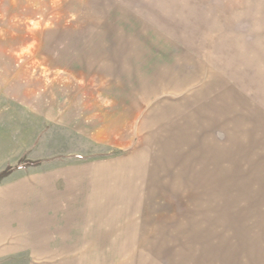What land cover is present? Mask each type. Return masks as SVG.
<instances>
[{"label": "rangeland", "instance_id": "1", "mask_svg": "<svg viewBox=\"0 0 264 264\" xmlns=\"http://www.w3.org/2000/svg\"><path fill=\"white\" fill-rule=\"evenodd\" d=\"M0 125L86 164L80 264H264V0H0Z\"/></svg>", "mask_w": 264, "mask_h": 264}, {"label": "crops", "instance_id": "2", "mask_svg": "<svg viewBox=\"0 0 264 264\" xmlns=\"http://www.w3.org/2000/svg\"><path fill=\"white\" fill-rule=\"evenodd\" d=\"M8 128L0 125V172L31 154L24 137L5 142ZM85 165L23 168L0 184V264H80L81 253L109 251L95 241L111 235L91 223Z\"/></svg>", "mask_w": 264, "mask_h": 264}]
</instances>
